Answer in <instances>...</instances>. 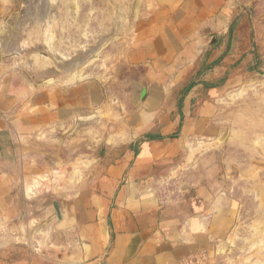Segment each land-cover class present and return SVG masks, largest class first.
Instances as JSON below:
<instances>
[{"label":"crops","instance_id":"obj_1","mask_svg":"<svg viewBox=\"0 0 264 264\" xmlns=\"http://www.w3.org/2000/svg\"><path fill=\"white\" fill-rule=\"evenodd\" d=\"M7 8L0 0V26ZM250 34L235 0H141L118 62L146 96L118 110L100 74L32 87L0 52V264H182L200 251L221 264L241 206L218 180L210 117L249 77ZM47 194L60 222L37 215Z\"/></svg>","mask_w":264,"mask_h":264},{"label":"rangeland","instance_id":"obj_2","mask_svg":"<svg viewBox=\"0 0 264 264\" xmlns=\"http://www.w3.org/2000/svg\"><path fill=\"white\" fill-rule=\"evenodd\" d=\"M138 1L8 0L0 52L18 63L20 71L29 72L40 87L70 84L90 71L100 74L110 85L112 108L124 106L128 94L135 108L145 82L134 71L127 72L118 59L128 46L127 30ZM235 3L249 15L254 61L245 83L223 95L217 114L210 117L217 127L212 135L220 143L218 180L241 206L232 231L213 256L221 264H264V0ZM111 115L112 110L102 111L90 118L110 120ZM176 186V179L168 185L173 190ZM49 196L55 198L47 194L40 200ZM37 207V215L48 216L47 210Z\"/></svg>","mask_w":264,"mask_h":264},{"label":"water","instance_id":"obj_3","mask_svg":"<svg viewBox=\"0 0 264 264\" xmlns=\"http://www.w3.org/2000/svg\"><path fill=\"white\" fill-rule=\"evenodd\" d=\"M140 5H141V0H139L138 3L136 4V11H138L140 9ZM217 41H218L217 37L215 35H213L211 41L209 42V44L207 46L211 48V47L216 45ZM0 48H1V46H0ZM38 56L43 61L50 60V58L48 56H45V55H38ZM21 77L30 86H32V87L34 86V81L32 80L29 73H27L26 71H22ZM138 96L139 97L137 100V102H138L137 104H140L146 96V88L144 86L141 88ZM21 203H22V200H21ZM41 207L43 208V210L48 211V216L44 222L45 224L57 223V222H60L62 220L60 205L54 197H52V196L47 197L44 200V203L42 204ZM100 264H108V263L106 261H102Z\"/></svg>","mask_w":264,"mask_h":264},{"label":"built area","instance_id":"obj_4","mask_svg":"<svg viewBox=\"0 0 264 264\" xmlns=\"http://www.w3.org/2000/svg\"><path fill=\"white\" fill-rule=\"evenodd\" d=\"M210 261L211 256L206 252L200 251L182 260V264H209Z\"/></svg>","mask_w":264,"mask_h":264},{"label":"trees","instance_id":"obj_5","mask_svg":"<svg viewBox=\"0 0 264 264\" xmlns=\"http://www.w3.org/2000/svg\"><path fill=\"white\" fill-rule=\"evenodd\" d=\"M201 75V73L199 74V76ZM197 84V82H192L190 83L182 92V98H185V96L189 93V91ZM208 86H211L210 84H207ZM179 136V133L174 134L172 137L176 138Z\"/></svg>","mask_w":264,"mask_h":264}]
</instances>
